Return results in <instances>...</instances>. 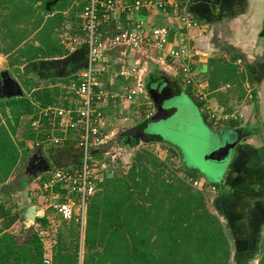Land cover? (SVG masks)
I'll list each match as a JSON object with an SVG mask.
<instances>
[{
	"label": "trees",
	"instance_id": "1",
	"mask_svg": "<svg viewBox=\"0 0 264 264\" xmlns=\"http://www.w3.org/2000/svg\"><path fill=\"white\" fill-rule=\"evenodd\" d=\"M181 8L180 5L178 9L165 5L160 10H168L177 16ZM81 11L82 4L79 0H0V54L7 57L10 71L20 75L21 86L25 89L22 96L0 98L1 112L6 118L5 125L0 123V183L8 179L16 164L15 158L8 152L17 150L13 136L21 117L28 118L27 123L30 126L28 139L31 141L29 147L25 142L18 143V148L22 149L19 157L23 160L29 159V154H33L34 149L40 146L44 150L47 143L60 146H67L69 141L75 145L77 143L78 130L67 131L64 138L54 143L46 142L49 134L44 132V123L43 127L33 129L31 122L38 118L41 109L49 105H59L54 101L59 88L56 86L40 88L30 74L20 72L19 67L27 63L25 72L31 70L30 73H36L41 79L47 78L50 83H55L58 80L55 77L62 75L64 77L60 80L65 83L71 81L72 83L68 85H71L72 89V84L78 81L77 71L86 65L87 47L81 44L69 54L55 38V33L69 15ZM62 56L65 57L61 60L55 59ZM77 56L79 62L75 66L76 71H73L70 62L72 57ZM228 57L226 61L219 58L208 60L212 65L208 79L210 90H216L225 84L235 88L243 85L246 72H238V67L234 64L239 56L228 52ZM165 58L170 57L166 55ZM152 63L143 78L146 97L142 99L147 103H143L142 106L150 108V101L155 100V95L157 96L162 89L159 87L156 90V86L161 85L177 83L178 87L183 86L185 91L193 96L190 86L193 82L192 77L191 81L186 82L178 75L177 80L175 78L170 81L158 71L159 66ZM184 63L182 64L191 70V67ZM155 83L156 86L153 87ZM72 92L76 98L73 89ZM194 98L201 106L203 102L196 96ZM72 101L69 103L66 100L60 105L68 107L73 105ZM109 102L111 101L108 100L107 103ZM105 114L109 116L108 112ZM203 117L205 119L206 116ZM153 118L146 115L140 123L145 124ZM61 121L64 123V119ZM143 124L124 130L121 137L126 141V145L134 146L140 140L147 139L145 134L137 133L139 126ZM105 131L100 129L98 134H104ZM159 138L160 142L165 141L162 137ZM108 145H111V140ZM143 159L141 153L136 154L128 174L117 175L116 172L114 176L98 182V190L85 203L81 224L77 221L78 216L71 220H63L50 209L67 226L75 240L74 251L64 254L57 248L51 264H228L230 256L228 236L218 217L205 209L202 195L189 190L180 180L176 182L165 180L162 170H159L161 162L156 163L155 159H148V164L153 162V166L157 168V172H152L151 168L145 166ZM78 165H69L66 169L71 170ZM53 168L58 167H52L46 172ZM182 170L194 178L191 172L184 168ZM46 172L42 173L41 186L49 180ZM19 179L13 191L24 190L32 180L31 177ZM53 190L59 191L57 186ZM34 222L33 226L25 228V235H21L23 233L21 232L17 236H11L9 232L3 231L11 221L0 209V246L5 247L6 255L12 256V264H43L42 245L47 237L43 236L37 226L46 225L47 217L46 215L37 217ZM80 241L88 254L79 263L77 253ZM18 249H24L25 253L21 255L15 252ZM12 251L15 255L11 253ZM1 264L6 262L3 260ZM257 264H264V255Z\"/></svg>",
	"mask_w": 264,
	"mask_h": 264
},
{
	"label": "rangeland",
	"instance_id": "2",
	"mask_svg": "<svg viewBox=\"0 0 264 264\" xmlns=\"http://www.w3.org/2000/svg\"><path fill=\"white\" fill-rule=\"evenodd\" d=\"M77 13L78 12H74L73 14L69 15V17L67 13L66 16L68 18L64 20L62 24L57 28L58 31H56L55 33V38L58 39L59 43L61 39L64 38L62 36H68L74 39L76 37L78 39L77 44L79 46L82 44L81 41H83V39L79 31V26L81 23L79 22V16ZM108 25L109 30L113 32L114 29H112V24ZM135 55L136 56H134V59L132 58L133 60L126 65L130 66V64H134V62H141L142 64H144V59H148L147 55L151 54L141 53L140 51L139 54L137 53ZM61 58L63 57H56L55 59L59 60ZM224 58H226L223 59L224 61L229 59L228 55L226 54ZM164 62L165 60L161 62L159 61L158 71L162 72L164 76L168 79L174 80V74L180 72L179 70H181V67L183 65L182 63H184L185 61L182 62L180 60H176L171 62V60H169L168 63H170L171 66H166V62ZM187 62L185 63L189 64L188 60ZM148 63L149 64L146 69V72L147 70H150L151 65L153 64L150 61ZM26 64L20 65V72H23L24 74L26 73L28 75L30 74L31 78L37 82L40 88H51L55 86L59 88L58 94L54 98V101L56 103L63 104V102L66 100L69 103L72 100V102L75 101L71 85H68L69 83H72L71 81L65 83L63 80H60L64 76L59 75L55 77L58 79L55 83H50L48 81L49 79H41L37 76L36 73H30L31 70H27V72H25ZM139 68H142V66L140 65ZM238 68V72L240 71L244 73V71L242 70V66L239 65ZM111 69L118 70L119 66L113 65ZM198 69L195 71V74H192L193 82L190 85L191 91L193 95L197 98L201 97L199 99L203 103L201 105V110L199 109V113L205 115V121L209 122V124L212 127H215V129L206 123L203 124L201 117L195 111L193 105L191 106V104L188 102L189 99L185 95V105L183 103H180L179 110L173 112V114H171L169 117L164 118V120H162V118L160 119L159 117L155 118V120H157V122H155V128L149 130V133L150 135L158 134V138L155 137L156 140H152L153 137L152 139L150 137H147L145 141L140 140L136 145L128 146L125 144L126 141L121 137L124 130L128 128H135L136 126H138V124H142L140 123V121L143 120V118H146V115L150 116L149 109L145 106L143 111H141L139 107L135 109L138 112H122L126 109L131 110L135 108L138 101H136L134 104H129L119 102L117 100L112 101L111 99H109L111 101L107 103L109 121L106 123L104 131L107 130L105 132L109 137L108 139L111 140V145L109 147L117 149V154H115L119 157L117 163V175L128 174L127 172L129 171L130 165H132L133 163L134 156L138 153H141V157H144L143 160L146 164V167L151 168L152 172H157V168L153 166V162L148 164V159H155L156 163L161 162L162 164L160 165L159 170H162V176L165 180L168 179L169 182H176L177 180H180L188 186L189 190L200 193L205 200V209L211 214H214V207L212 206L214 191L211 188H208L207 184L209 182L216 181L219 175L223 173L224 168L232 153L230 142L233 141L235 137H237L235 133L229 132L226 128H216L219 125L226 126L229 123V120L231 119L229 117H231L232 115H229L228 117L225 116L223 112H219V109L215 108V102L219 105L221 101H226V106H231L233 107V109L238 110V112H233L234 114L241 113V116H246L247 113L244 115V113L242 112L244 111V106H246V100H251V96H249V93L247 97L245 96L246 90H248V87L245 84H243L240 88H233V86L225 84L220 86L218 89L211 91L209 88L208 79L211 74L212 65L207 60L206 63H201ZM3 70H10V67L8 66L7 57L3 54H0V72ZM13 75L21 84L20 75L16 73H13ZM109 84L110 86H108L110 88V91L114 93L118 90L119 84H115L114 82H109ZM240 98L242 99L241 102L236 101L241 100ZM188 107H193V110H190ZM8 116L9 113L7 117ZM5 119L6 118L2 115L0 108V123L5 125ZM9 119L11 120V117H9ZM11 122L12 124H14L13 120H11ZM27 122L28 118L26 116H23L20 118L19 123L15 128L16 132L13 138L17 150L15 152L10 151L11 153H8L10 156H12V158H15L16 164L8 179H6L5 182L0 183V209L3 210L4 214L11 221V223L9 225H6V227L3 229L7 230V232H9L11 236H17L21 232H23L21 235H25V228L33 226L35 223L34 219L33 221H29L28 223H26L27 225L25 224L24 212L26 208L30 205L45 208V215H47L48 217L47 224H39L37 227L41 229L43 236L47 237L45 238L47 240H45L42 247L44 248V254L47 252L50 253L52 263L54 261V254L56 252V249L59 248V250H61L64 254L71 253L74 251L75 248V240L73 234L71 233V231H69L67 226L62 223V221L56 216V214L52 210L46 208V203L45 201H43L42 197H48V193H41L40 188L43 180V174H28V171H26L28 159L23 160L19 157V153L22 151V149L18 148V143L25 142V145L29 147L31 142L28 139V132H30V126H28ZM53 134L55 138H64V134L62 131H53ZM159 136H161L165 141L160 142V140H157L159 139ZM115 141L116 145H114ZM119 147H121L122 149H119ZM223 148L228 149V157L225 160H215L209 157L210 152L221 150ZM44 149L45 154L50 159L49 161L52 166L58 167L60 169L64 168L65 166L68 167L69 165H76L77 163H79L80 157L83 154V150H77V147L72 141H69L67 146H60L47 143ZM115 149L111 151L113 152L115 151ZM91 152L92 154H97V149L93 148ZM99 154H101V152ZM29 156H31V153L29 154ZM182 163L183 166H181ZM186 166L189 168H196L199 171L195 174L194 178H191L188 174L184 173V170H182V168L185 169ZM27 177H31L32 180L24 188V190L13 191L16 182L20 180L19 178L25 179ZM204 179H206L207 184L204 183ZM193 182H195L196 184ZM25 206L27 207L25 208ZM218 219L220 220L219 217ZM77 221H79L81 224L80 217ZM220 222L222 223L225 234H227L225 230L227 225L224 223L226 226L224 227L223 221L220 220ZM2 225L3 224H1V227ZM81 239L82 235L80 234V240ZM228 241L230 244V256L228 264H233V255L231 254V252L233 251V246L230 240ZM15 252L20 253L21 255L25 253L24 249H18ZM11 253L14 254L13 251ZM86 254H88V252L86 251V249H84L83 246H81L80 241V246L77 253L79 263L85 257ZM263 255L264 250L259 255V259Z\"/></svg>",
	"mask_w": 264,
	"mask_h": 264
},
{
	"label": "crops",
	"instance_id": "3",
	"mask_svg": "<svg viewBox=\"0 0 264 264\" xmlns=\"http://www.w3.org/2000/svg\"><path fill=\"white\" fill-rule=\"evenodd\" d=\"M168 1L180 3L182 11L204 27L200 29H182L177 21V16L168 10H158L154 7H146L132 14L119 15L116 16L118 17L116 19L110 18V22L120 19L121 24L124 25L127 22L132 24L138 19L146 29L153 26L168 27L169 36L166 51L174 49L176 44L183 40L182 44L187 48L188 55L185 57V60L180 61H189L188 65L191 67V76L195 74L201 63H206L211 58L226 59L224 57L225 54L228 55V52L239 56L234 61V64L237 67L239 65L242 66V70L244 73L246 72L243 84L248 87V90L244 89L246 90L245 96L247 97L248 93L251 96V100H246V106H244V111L242 112L244 115L247 113V115L241 116V113L234 114L233 112H238V110L233 109L231 106H226V101H221L219 105L215 102V108H218L219 112H223L225 116H233L229 117L231 119L226 126L219 125L216 128H226L227 130L241 129L240 133L242 135L234 145L231 157L223 173L219 175L216 181L207 184L206 179H204V183L207 184L208 188H213L212 190L214 191L212 202L214 214L223 221L224 227H226L225 224L227 225L225 230L228 240H230L233 246V251L231 252L233 264H257L259 255L264 250V0ZM77 14L79 22L82 24V11ZM81 42L85 44L84 41ZM121 51V49H116L110 53L109 70H117L111 69L113 65H118L119 68L121 66H128L126 64L134 59L135 54L140 53L126 52L125 54H121ZM144 52L142 50L141 53ZM149 52L155 59L149 61L158 65L159 62L156 61V54L152 51ZM62 57L64 58L65 56ZM164 60L166 66H171L168 63L171 60L170 58H164ZM149 61L148 59H144V64L138 62L144 68L142 81ZM78 62L79 56L72 57L70 66L73 68V71H76L75 66ZM85 67L77 71V78ZM174 75L177 80V76L180 74L178 72ZM109 82H114L120 86V82L110 81L106 76L100 78V85L107 90H110ZM233 88L235 87L233 86ZM186 95H188L187 97L192 102L194 109L200 112L201 106L195 102L194 95H189L187 92ZM142 97H138L134 102L129 103L134 104L138 101L137 107L135 106L131 110L126 109L122 112H138L135 109L139 107L141 109L144 107L142 104L147 103V101L144 102L145 100ZM144 97H146L145 91ZM236 101L241 102L242 99ZM104 110L108 112L107 106ZM206 124L210 125L209 122H206ZM212 128L215 129V127ZM76 147L77 150H80L78 146ZM119 149L122 148L119 147ZM185 169L191 172L194 177L199 172L196 168H189L187 166ZM38 208L41 210L40 217L45 216V208L40 206ZM4 250L5 247L1 245V261L3 262L4 260L6 264H12V256L6 255Z\"/></svg>",
	"mask_w": 264,
	"mask_h": 264
},
{
	"label": "built area",
	"instance_id": "4",
	"mask_svg": "<svg viewBox=\"0 0 264 264\" xmlns=\"http://www.w3.org/2000/svg\"><path fill=\"white\" fill-rule=\"evenodd\" d=\"M79 2L82 4L83 18L80 31L87 46V53L86 67L80 73L77 83L72 84L76 99L73 105L68 107L49 105L41 109L38 118L31 122V126L36 129L43 127L44 123V132L49 134L46 142L54 143H58L62 138H55L53 131H62L63 137L69 130L79 131L76 146L83 150L77 163L79 165L71 170L65 166L46 172L49 180L40 188L41 193H48V197H42L46 208L52 209L63 220L79 216L82 222L85 203L98 190V182L114 176L118 171L119 157L115 155L117 149L109 147L110 140L106 132L98 134L100 129H105L109 121L103 108L109 99L132 103L138 97H144L142 81L144 68H139V63L135 62L111 71L110 53L116 49H121V54L152 51L156 54L157 62L163 61L166 55L174 61L183 60L188 54L187 48L182 44L183 40L179 41L174 49L166 51L169 33L166 26L146 29L138 19L132 24L127 22L124 25L120 19L110 22V18L116 19L118 18L116 16L132 14L146 7L159 10L168 5L178 9L180 5L178 2L168 0H79ZM179 11L177 18L181 28L204 27L184 13L182 8ZM109 23L112 24L113 32L108 30ZM62 37H64L60 41L62 47L67 52H73L77 48L78 40L68 36ZM147 57L148 60L154 59L152 55ZM180 75L186 82L191 81L192 76L187 65H182ZM103 76L110 81L120 82L119 89L113 93L103 88L100 85V78ZM61 119H64V123ZM93 148L97 149V154H92ZM113 149L115 151L112 152ZM55 186L59 191L53 190ZM43 264H51L49 252L44 254Z\"/></svg>",
	"mask_w": 264,
	"mask_h": 264
},
{
	"label": "water",
	"instance_id": "5",
	"mask_svg": "<svg viewBox=\"0 0 264 264\" xmlns=\"http://www.w3.org/2000/svg\"><path fill=\"white\" fill-rule=\"evenodd\" d=\"M179 92V87L175 84L165 86L163 90L158 93V97L161 98V101L165 100L166 98H172L177 96V93ZM24 94V90L21 86V84L17 81L16 77L13 75V73L10 70H3L0 72V95L3 97H17L22 96ZM155 95V94H154ZM154 97V96H153ZM158 97L155 95V98L158 99ZM160 105V104H159ZM173 113V110H167L163 111L160 115L156 116L159 118H166V116H169ZM229 132L235 133L237 137L233 139V141L230 142V147L233 149L234 145L237 143V141L241 138L242 135L240 133L241 129L236 130H228ZM148 136H146L147 138ZM153 137V139H152ZM155 137L158 138V134L152 135L150 138L152 140H156ZM157 140H160L157 139ZM227 150L228 149H221L217 151H213L209 153V157L215 160H225L227 156ZM29 166L32 167L33 163L35 167L39 168V173H43L51 169L53 166L50 163L49 159L44 153L43 147H38L33 154L28 159ZM38 164V165H37ZM29 169V168H28ZM41 216V210L35 206L30 205L26 208L24 212V222L25 224L29 221H33L35 218ZM27 225V224H26Z\"/></svg>",
	"mask_w": 264,
	"mask_h": 264
},
{
	"label": "flooded vegetation",
	"instance_id": "6",
	"mask_svg": "<svg viewBox=\"0 0 264 264\" xmlns=\"http://www.w3.org/2000/svg\"><path fill=\"white\" fill-rule=\"evenodd\" d=\"M158 81H161V80H158ZM156 83L153 85V87L156 86ZM169 85H172V84H168L166 86H169ZM159 87H162V89L159 90V93H160V91L163 90L165 88V86H162V85L161 86H156V88H157L156 90H158ZM179 87H180L179 88V92L177 93V96H175V97L166 98L165 100L161 101V98H159L158 95H157L158 99L155 98V100L150 101V103H149L150 104V114H149L150 116H148V115L147 116L148 117H154V118L152 120L150 119V121H148L145 124L142 123L143 125L142 126H139V129L137 130V133H139V134H145L146 136H148L150 134L149 133V130H151L152 128H155V122H157V120H155L156 116H158L161 113H163V111L173 110V112H175V111L179 110L180 109V107H179V104L180 103H183L185 105V99H184V97L186 95L185 88L183 86H179ZM187 96L188 95H186V97ZM2 97L3 96L0 95V98H2ZM188 102L192 106V102H190V100H188ZM188 108L190 110H193V107L192 108L188 107ZM195 111L201 117L203 124H205L207 121H205L203 115L200 114L196 109H195ZM195 111H193V112H195ZM169 116H166V117H169ZM162 120H164V118H162ZM153 135H155V134H153ZM159 137H161V136H159ZM28 164H29V161H27L26 171H28L30 173H34L36 175L37 174H40V175L42 174V173H39V168L38 167L36 168L35 165H34V163H33V165H32L31 168L28 167L29 166Z\"/></svg>",
	"mask_w": 264,
	"mask_h": 264
}]
</instances>
